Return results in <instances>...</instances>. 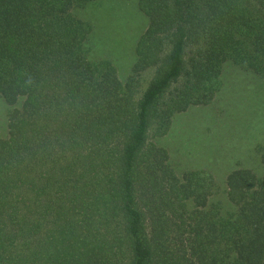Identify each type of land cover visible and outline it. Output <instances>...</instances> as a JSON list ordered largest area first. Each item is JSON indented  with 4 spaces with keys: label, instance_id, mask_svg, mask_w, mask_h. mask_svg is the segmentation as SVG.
<instances>
[{
    "label": "trees",
    "instance_id": "1",
    "mask_svg": "<svg viewBox=\"0 0 264 264\" xmlns=\"http://www.w3.org/2000/svg\"><path fill=\"white\" fill-rule=\"evenodd\" d=\"M91 1L0 0V264H264V173L209 200L213 178L152 140L227 61L264 77V0H137L151 24L123 82L72 12Z\"/></svg>",
    "mask_w": 264,
    "mask_h": 264
},
{
    "label": "rangeland",
    "instance_id": "2",
    "mask_svg": "<svg viewBox=\"0 0 264 264\" xmlns=\"http://www.w3.org/2000/svg\"><path fill=\"white\" fill-rule=\"evenodd\" d=\"M72 12L91 27L92 60L108 59L118 81L134 74L137 43L151 24L138 1L95 0ZM8 109L0 96V137L8 133ZM152 140L166 150L168 163L180 176L201 170L213 178L217 191L215 188L209 200L216 196L225 199L232 170L264 173V77L227 61L214 100L175 114L168 133ZM148 213L152 214L150 208Z\"/></svg>",
    "mask_w": 264,
    "mask_h": 264
}]
</instances>
